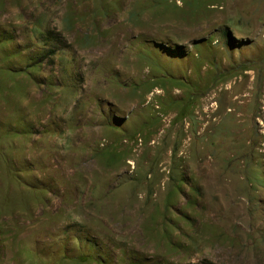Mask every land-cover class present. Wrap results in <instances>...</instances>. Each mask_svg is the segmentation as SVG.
<instances>
[{
	"label": "rangeland",
	"instance_id": "374dc122",
	"mask_svg": "<svg viewBox=\"0 0 264 264\" xmlns=\"http://www.w3.org/2000/svg\"><path fill=\"white\" fill-rule=\"evenodd\" d=\"M0 264H264V0H0Z\"/></svg>",
	"mask_w": 264,
	"mask_h": 264
},
{
	"label": "bare ground",
	"instance_id": "6f19581e",
	"mask_svg": "<svg viewBox=\"0 0 264 264\" xmlns=\"http://www.w3.org/2000/svg\"><path fill=\"white\" fill-rule=\"evenodd\" d=\"M216 111H218V107H217L216 109H214V110L209 109V112H210L211 114L214 113V112H216ZM171 120H173V119H171ZM209 124H210V122H209Z\"/></svg>",
	"mask_w": 264,
	"mask_h": 264
}]
</instances>
